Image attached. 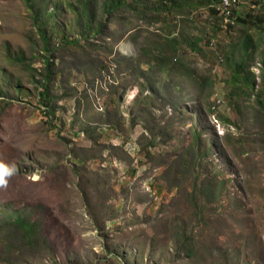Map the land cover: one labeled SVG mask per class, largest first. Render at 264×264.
I'll use <instances>...</instances> for the list:
<instances>
[{"label": "rangeland", "instance_id": "obj_1", "mask_svg": "<svg viewBox=\"0 0 264 264\" xmlns=\"http://www.w3.org/2000/svg\"><path fill=\"white\" fill-rule=\"evenodd\" d=\"M106 1L0 0V162L16 169L0 264H264V0L232 27L208 7L127 0L109 16ZM34 15L86 34L49 45L50 105Z\"/></svg>", "mask_w": 264, "mask_h": 264}, {"label": "trees", "instance_id": "obj_2", "mask_svg": "<svg viewBox=\"0 0 264 264\" xmlns=\"http://www.w3.org/2000/svg\"><path fill=\"white\" fill-rule=\"evenodd\" d=\"M143 1L144 3L146 2L145 0H140L139 2L143 3ZM260 1H259V4H260ZM171 3L174 4V6H177L178 8L182 7L183 5H186L192 9L196 7H208L210 12L213 15H218V17L220 18V22L222 23V26L224 27H232L234 23H236V21L245 22L246 20L242 16L244 14H246V16L250 15L248 14L249 11L247 13L242 12V8L245 7V4L243 5L239 4L236 7V9H234V11L232 12L233 20L230 22H226L225 21L226 13H224V10L222 9V7H220V0H160L159 2H154V5H155L154 8L159 9L160 13H163L166 11H172L173 9H177V7L172 6ZM131 5H132L131 3L130 4L127 3V0H108L105 2V7L103 11L107 13L109 16H111L112 14L120 11L122 8L129 7ZM81 6L83 7V5ZM78 15L83 16V12ZM33 17H34L35 28L37 30L36 32L39 34L41 40L43 41L42 50L45 53L44 61L46 64L44 80L43 82H41V86H40L41 87L40 95L43 98L42 101L46 103V105H50L51 102L54 100L53 99L54 94L51 92L52 90L51 86H52V80H53V77L51 75L52 73L51 59L53 58V56H51L50 54L52 48L50 49L49 45H51L53 39L57 38V39H64L68 43L80 46L82 44L80 43V41L81 39H83V36L86 34L85 32L81 31V33H79V35L75 38L69 37L68 35L62 36V33L58 29V26H53L54 30L50 32V30L47 28L48 26L47 21H45L43 18L39 20L38 16L36 15H34ZM261 21H264V16L261 18ZM103 27H104V24L100 21L98 25H96L93 29L92 28L88 29V31L90 30L91 33L97 35L103 30ZM245 44L248 45L249 41L245 40ZM165 45H166V48L164 47ZM160 48H161V51L163 49V51H166L169 54L172 50H174V44H172V42L168 40V43L160 44ZM177 55L178 54H176L175 56L171 55L173 58L165 57L167 60L168 66L173 68L175 64L173 62L174 57H176ZM241 58H242L241 61L237 59L235 61V64H234L235 75L232 77V79L235 85L237 86L235 90L236 94H248L247 89L253 88L255 85V83L253 82V80L255 81V77L254 76L251 77L246 72L247 71L246 69L247 61L243 58V56H241ZM163 62L164 61H159L161 69L164 71H167L168 66L166 69H164ZM263 64H264V58H263ZM263 81H264V78H263ZM257 99L261 103H264V92H261V95H259ZM15 223L19 226V228L23 229L25 232L34 234L33 233V228H34L33 222L26 221L25 219L22 218V216H19L16 218ZM32 234L28 238L29 242L33 241L34 235Z\"/></svg>", "mask_w": 264, "mask_h": 264}, {"label": "built area", "instance_id": "obj_3", "mask_svg": "<svg viewBox=\"0 0 264 264\" xmlns=\"http://www.w3.org/2000/svg\"><path fill=\"white\" fill-rule=\"evenodd\" d=\"M247 0H220V7L224 10V13H226V22H230L233 20V11L236 9V7L241 4H246Z\"/></svg>", "mask_w": 264, "mask_h": 264}, {"label": "clouds", "instance_id": "obj_4", "mask_svg": "<svg viewBox=\"0 0 264 264\" xmlns=\"http://www.w3.org/2000/svg\"><path fill=\"white\" fill-rule=\"evenodd\" d=\"M15 171L16 169L14 166L0 162V186H6L8 178L11 177Z\"/></svg>", "mask_w": 264, "mask_h": 264}]
</instances>
